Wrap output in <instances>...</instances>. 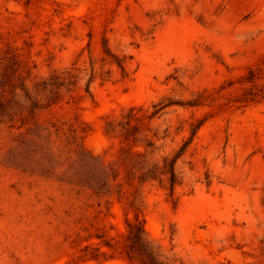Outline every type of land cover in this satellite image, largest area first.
Here are the masks:
<instances>
[{"label": "rangeland", "instance_id": "1", "mask_svg": "<svg viewBox=\"0 0 264 264\" xmlns=\"http://www.w3.org/2000/svg\"><path fill=\"white\" fill-rule=\"evenodd\" d=\"M0 62L80 78L0 124V264H140L135 219L167 264H264V0H0ZM130 107L148 148L104 133ZM184 144L172 195L126 178Z\"/></svg>", "mask_w": 264, "mask_h": 264}, {"label": "trees", "instance_id": "2", "mask_svg": "<svg viewBox=\"0 0 264 264\" xmlns=\"http://www.w3.org/2000/svg\"><path fill=\"white\" fill-rule=\"evenodd\" d=\"M13 59H11L12 61ZM118 67L123 70L122 63L117 60ZM3 64V62H0ZM12 62V66H14ZM13 68V67H12ZM9 69V72L0 71V124L7 125L10 129H19L24 126V121L30 113L40 109L42 100H47L49 104L51 98H58L62 90L67 92L75 85L78 78L76 75H71L70 70L54 71L49 78L41 79L34 83L32 86L27 85L25 79H21L17 71ZM11 71V73H10ZM252 69L248 70V75H251ZM250 78V77H249ZM73 79V80H71ZM93 79L91 74L87 79L85 86L86 91L89 90V84ZM251 82V79H247ZM264 95L257 98L256 95H250L245 98L244 105L250 102H256L263 99ZM154 105V111L151 113L150 118L156 115L166 105ZM157 107V108H156ZM141 108L130 107L125 113H122L119 118L109 119L105 122L104 133L108 137L116 138L120 143H130L132 147L143 146L144 148L150 147V140L147 135L142 133L139 126L135 121L141 119ZM148 118V116H146ZM20 122L21 125H17ZM57 132L58 129H55ZM71 135L76 132L74 129H69ZM145 144V145H143ZM187 144H184L178 152L172 156H164L161 162L148 163L146 154L141 151L124 150L126 156L124 159L130 164V168L126 174L127 179L133 177L139 183L157 182L162 187H166L169 194L172 195L175 186L179 183L180 175L176 168L177 159L183 154ZM100 174L105 176L107 182H115L118 174H114L112 166H101ZM101 186L99 187V189ZM129 240L126 252L129 260L134 259V254L140 264H167L162 255L159 253L145 237L143 224L135 219L133 223H128Z\"/></svg>", "mask_w": 264, "mask_h": 264}]
</instances>
